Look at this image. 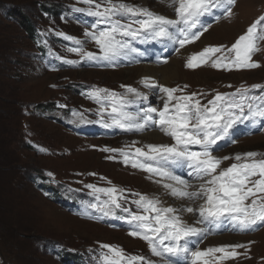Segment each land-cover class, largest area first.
<instances>
[{
	"label": "rangeland",
	"instance_id": "rangeland-1",
	"mask_svg": "<svg viewBox=\"0 0 264 264\" xmlns=\"http://www.w3.org/2000/svg\"><path fill=\"white\" fill-rule=\"evenodd\" d=\"M40 1L42 0H0V255L3 254V259L0 256V264H61L56 257L52 256L53 251L46 252L43 239H49L52 244L58 246L65 245L69 251H78L84 263L95 264L94 257L97 253L91 250L90 245L100 242L122 246L127 254L140 255L146 260L154 261L155 264H161V258L152 255L145 241L129 235L133 229L126 219L127 213L120 209L122 212L118 217L125 218L117 219L103 216L102 213L87 207L92 195L91 190L83 185L95 184L98 187H110L108 181H111L112 185L125 190V196L131 203L138 198L134 195L135 193L159 197L164 202L168 195L165 190L163 191L162 185L155 182L160 179L159 177L152 176L139 168H133L131 163L125 164L120 152L118 154L102 149H122L125 152L134 153L135 148H144L147 151L146 145L148 144L172 145L175 141L164 133L160 137L152 134L160 131L158 126H149L146 131L142 132H129L118 127H104V124L99 121L103 119L104 122L111 123L108 113H104L105 119L97 117L96 112L82 113L85 122H81L74 115L80 112L71 109L69 116L66 117L65 125H68L69 130L76 129L90 137L82 139L69 133L71 130H66L63 125L55 124L50 120L57 112L52 111V106L44 112L39 108L36 109V106L44 103L54 105L56 101H63L77 108L80 104H84L82 107H86L89 111L94 108L99 110L100 105L89 99L88 94L93 89L105 88L121 96L134 99L127 93V87L130 86L141 92L148 91V99L147 101L137 100L136 103L128 106V111L137 112L149 106L161 110L167 100L166 95L155 89L145 88L141 81L146 76L131 80L132 75L128 69L139 68L145 63L157 66L166 65L171 62V58L176 56H180L183 70L189 72L193 79H182V81L177 80L165 84L154 77L149 78L164 87L182 89V92L176 93L177 96L195 93L196 98L202 104H206L213 99L216 93H236L241 86L251 88L249 86H253L254 82L264 80V41L259 42L260 51L253 56V60L260 63L259 68L228 71L212 67L210 60L208 64L191 69L186 67V63L191 55L199 53L205 47L225 45L230 48L236 39L246 32L249 25L264 15V0H237L233 8V16L230 18L221 16L219 20H215L212 17H205L204 22L210 23L211 27L199 40L186 44L183 49L173 42L171 48L167 43L160 48L161 53L155 57L151 47L148 46V43L155 40H148L144 43L138 41L141 44L138 53H132L112 62H89L82 59L86 67L81 69H75L74 64L65 63L66 60H73L80 55L69 52L64 46L65 43H58L55 38L51 39L52 32L46 29L51 21L38 7ZM49 1L48 4H53L54 9H60L63 5L89 7L82 3V0ZM125 2L146 7L170 19H176L175 6H167V0H151L150 5H144L142 0H125ZM156 2L162 4V9L155 7ZM9 3L12 5L5 9L9 10L21 5L28 17L42 31L38 32L35 42L22 27V20L12 19L4 13L1 5ZM63 18L66 16L60 15L57 19V25L65 28L62 31L67 35L74 34L73 37L83 42L86 51L98 54L99 49L96 44L85 36V31L88 29L78 23H65L61 20ZM82 18L89 20L91 16L86 13L82 15ZM221 25H229L231 28L217 30ZM77 30H80V33L75 32ZM213 30L214 34H211ZM41 41H47V46ZM38 45L44 47L43 55L39 53L38 50L41 47ZM59 46L62 49H59ZM49 49L58 50L59 54H64L65 57H53L49 60L47 56ZM146 56L150 61L145 59ZM121 69L124 71L118 72ZM66 79L80 83L91 82V84L89 87L85 86L81 96L77 94L75 96L74 89L72 91L66 86L60 87ZM51 84H55L54 89L49 87ZM252 94L260 95L255 90ZM33 109L41 118L26 112L28 110L32 113ZM95 137L103 138L95 139ZM30 138L52 148L54 156L35 154L27 146ZM231 139L235 142L218 141L219 150L213 151L214 156L232 158L224 160L221 168L237 162L234 159L237 154L257 152L259 155L256 159L264 158V120L257 118L255 123L246 121L244 124H238L234 130H231ZM191 147L194 151L200 150L199 146ZM62 150L65 156H55ZM109 157L114 158L109 159ZM132 158L136 157L132 156ZM29 168H46L55 171L52 175L55 180L52 181L57 184L59 180H67L69 193H64L59 186L51 190L48 188L51 184H47L49 181H44L43 183L48 186L46 190L48 194L44 195V189H35L27 182V172L24 169ZM187 168L186 166H173L171 170L175 175L190 181L194 188L189 190H195L201 181L195 179L194 176H185ZM189 171L191 172L192 169L189 168ZM52 176L48 175L50 178ZM80 186L82 192L76 193V188ZM55 190H60V194L58 195V192L54 194ZM101 198L105 197L101 195ZM78 200L85 201L77 204ZM201 202L197 200L192 206L195 207ZM164 206H168L166 202ZM132 210L137 211L136 208ZM181 215L189 223L185 212ZM198 219L199 217L194 222L196 223ZM193 225L206 229L204 235L199 238L200 250L222 245L242 244L246 246L237 249V252L242 255L235 260L223 261L222 264H264V226H257L254 231H241L234 223L226 219ZM245 252L247 258L243 255Z\"/></svg>",
	"mask_w": 264,
	"mask_h": 264
},
{
	"label": "snow or ice",
	"instance_id": "snow-or-ice-1",
	"mask_svg": "<svg viewBox=\"0 0 264 264\" xmlns=\"http://www.w3.org/2000/svg\"><path fill=\"white\" fill-rule=\"evenodd\" d=\"M82 3L89 7L74 11L86 12L96 18L91 25L92 30H86L85 36L96 44L99 54L86 51L79 38L63 32H56L55 35L71 41L75 46L67 50L80 55L83 60L112 62L119 57L138 53L139 50L132 44L137 40L142 43L167 40L183 48L199 40L211 27L210 23L204 22L205 17L215 20L221 16L232 17L237 0H167V6H175L176 19L126 3L125 0H82ZM260 41H264V15L249 25L230 48L225 45L205 47L188 58L186 67L195 69L211 60L212 67L228 71L259 68L261 65L253 60V56L260 51ZM44 43L47 46V41ZM49 54L56 55L51 49ZM65 63L76 64V61L66 60ZM141 83L145 88L166 95L167 100L161 110L149 106L137 112L128 111V106L137 100L148 99L146 93L136 88L127 87V93L134 99L109 89L96 88L88 94L89 99L100 105L98 114L101 117L106 112L111 117V123L103 119L99 122L104 127H118L129 132H142L149 126H158L175 143L148 144L147 151L135 148L134 153L122 149L102 150L120 152L125 164L131 163L133 168L159 177L155 182L162 185L168 196L191 203H182L179 207L164 206L159 197L135 193L138 198L132 203L137 211H133L124 206L128 202L125 190L108 181L110 187L95 184L85 186L96 198V202L87 207L103 216L117 219L125 218L116 216L117 209L127 213L126 219L133 229L129 235L145 241L152 255L161 258V264H222L226 260H235L242 255L237 249L245 248V245H222L200 250L199 238L204 235L205 229L189 224L181 213L198 215L197 224L226 219L241 231H254L257 226H264V158L256 159L259 155L257 152L237 154L234 158L237 162L221 168L224 160L232 158L213 155L214 150H219L218 141L235 142L231 139V130L238 124L246 121L255 123L257 118L264 120V93L252 94L253 90L262 86H241L232 94L216 93L213 99L202 104L195 93L177 96L176 93L182 92V89L164 87L149 77H145ZM74 115L85 122L82 113ZM191 146H199L200 150L194 151ZM173 166L192 169L188 174L201 181L198 187L189 190L192 184L175 175L171 170ZM101 195L105 198L101 199ZM197 200L202 202L193 207ZM99 248L94 257L95 264H155L143 256L127 254L119 246L100 244ZM243 255L247 258L246 252Z\"/></svg>",
	"mask_w": 264,
	"mask_h": 264
},
{
	"label": "trees",
	"instance_id": "trees-1",
	"mask_svg": "<svg viewBox=\"0 0 264 264\" xmlns=\"http://www.w3.org/2000/svg\"><path fill=\"white\" fill-rule=\"evenodd\" d=\"M49 2H50L49 0H47V1L42 0L38 3L39 4L38 7L41 8V12L47 17V19L49 21H51V23L46 26V29L49 30L50 32H52L51 33L52 34L51 39L55 38L58 40V43H65L64 46H66L67 48L74 47L75 45L71 41H67V40L63 39V37L55 35V33L56 32H63L62 29H65V28H61L60 26L57 25V19H59L60 15L66 16V18L61 19L62 21H65V23L72 24V23H77V22H75V21H73L67 17V15H66L67 10H65L63 8L64 5L60 9H54V8H52V7H54V5L48 4ZM10 5H12V4H10V3L9 4H3V6L1 5V8L4 9V13H6L10 18L15 19V20H22V27H24L25 31L28 33V35L30 36L32 41L35 42L38 32L39 31L42 32V31L39 30L37 28V26L35 25V23L31 20V18L28 17L27 13H25V11L23 10L24 8L21 5H17L16 7H12L9 10L5 9V8H8ZM75 32L80 33V30H77ZM63 33H65V32H63ZM65 34H67V33H65ZM68 35L74 36V34H71V33H69ZM41 42H43V41H41ZM37 44H38V42H37ZM38 46L41 47L38 50L39 53L41 55H43L42 53H43L44 47H42L41 45H38ZM59 49H62V47L59 46ZM51 51L53 53H55L56 55H50L48 52L47 56H48L49 60H51L53 57H58V58H64L65 57L64 54H59L58 50H51ZM72 61H78L81 64V66L74 65L75 69H81L82 67H85V66H83L81 56L74 58ZM49 73H51V72H49ZM86 83L91 84V82H86ZM254 83L257 85H261L262 87L260 89H257V90L261 93H264V80L263 81H257ZM62 84L63 85H61L60 87L66 86L68 90H72V91L74 89V92H73L74 95L75 96H77V95L81 96L82 91H81V86H80L79 81L66 79V81ZM54 86H55V84L49 85V87L50 88L52 87L53 89H54ZM60 87L58 88V90L60 89ZM54 101H56V100H54ZM51 106H52V111L58 110L62 115H69L71 108L75 107V105H73V104L65 103L63 101L62 102L56 101L54 105H53V103L40 104V105L36 106V109L39 108V109H41L42 112H44V111H47ZM80 106H84V104H80ZM34 110L35 109H33L32 113L28 110H26V112L28 114H34L35 116L41 118L39 115L36 114V112ZM50 120H52L53 123H55V124L63 125V123L56 118H51ZM66 130H68V129L66 128ZM69 133H72L73 135L80 137L75 132L71 131ZM27 146H29V148L35 154H38L40 156H42V155L48 156V155L53 154L52 148L50 149L49 147H47L46 144H43V143L38 142L36 140H33L31 138L27 141ZM64 154L65 153L62 150V152H57V154H55V156L62 157V156H65ZM52 156H54V155H52ZM24 171L27 172V179H28L27 182L31 186H33V188H35V189H44L43 194L47 195L48 193L46 192V190H47L48 186H46L43 182L46 179L55 180L54 179L55 177H53V176L51 178L48 177V173L51 172L52 174H54L55 171H53L51 169H46V168H29V169H24ZM64 183L69 185V182L67 180H59V182L57 184L52 181L51 187H48V188L54 189V188H57V186L61 187V185ZM132 188L138 189V188H134V187H132ZM124 206L132 209L133 204H131V203L127 204L126 203ZM43 243H44L46 252L47 251L48 252L53 251L52 256L56 257L57 260L61 264H90L89 262L84 263L81 253H79L78 251H74V250L69 251L66 249L65 245L64 246H62V245L58 246L57 244H52L49 239H43ZM90 248L95 253H98V251L100 250L99 245L97 243L90 245ZM121 248H122V246H121ZM0 256H1V259H3V254H1Z\"/></svg>",
	"mask_w": 264,
	"mask_h": 264
},
{
	"label": "bare ground",
	"instance_id": "bare-ground-1",
	"mask_svg": "<svg viewBox=\"0 0 264 264\" xmlns=\"http://www.w3.org/2000/svg\"><path fill=\"white\" fill-rule=\"evenodd\" d=\"M150 1L151 0H142L144 5H150ZM157 5L155 6L156 8L160 9L162 7V4L156 2ZM162 9V8H161ZM166 14V13H165ZM231 28V26L227 25V26H223L221 25L220 27L217 28V30H224V29H228ZM225 30V31H226ZM214 30L211 32V34H214ZM183 49V48H182ZM193 52V51H192ZM181 54V53H180ZM182 54H186L185 52H182ZM186 60V59H185ZM124 71V69L119 70L118 72H122ZM129 73L132 75L131 80L140 78L141 76H146V77H154L155 79L164 82L165 84L174 82V81H182V79L184 80H188L189 78L193 79L191 74L187 71H184L182 68V60L180 58V56H176L171 58V62L169 64L166 65H162V66H157L154 65L152 63H145L142 64V66H140L139 68H132V69H128ZM188 74H190L188 76ZM153 90V89H152ZM142 92L148 94V91L143 90ZM153 93V92H152ZM160 98V97H159ZM158 98V99H159ZM162 99V98H161ZM159 102V101H158ZM148 130V129H147ZM153 130V129H152ZM146 131V129H145ZM137 132V131H136ZM142 134V133H141ZM152 134H156L157 137H160V135H163L162 131H157L155 133ZM144 135V134H143ZM147 135V134H146ZM138 136H140L138 134ZM145 136V135H144ZM167 136V135H166ZM168 138V137H167ZM139 139V138H138ZM143 139V138H142ZM143 141V140H142ZM170 141V140H169ZM173 141V140H172ZM141 142V141H140ZM147 142V141H146ZM167 142V141H166ZM200 183V182H199ZM198 183V185H199ZM147 185H149L146 182ZM194 185V184H193ZM158 188V187H157ZM156 188V189H157ZM194 188V187H193ZM154 189V188H153ZM164 191V189H163ZM158 192V191H157ZM158 195V194H157ZM164 196V195H163ZM164 202H166L167 205H172L174 207H176L177 205H181L182 203L184 204H189L186 201H177L174 198H172L171 196L165 198ZM178 207V206H177ZM194 207V206H193ZM185 214L188 216L187 220L189 221V224H196L194 221L195 219L198 217V215L193 216L190 213L185 212ZM184 215V214H183ZM201 224V223H200ZM199 226V225H198ZM203 226V225H202ZM208 227V226H207ZM203 229H205L203 227ZM212 229V228H211ZM216 230V229H215ZM221 230V229H220ZM206 231V229H205ZM214 234V233H213ZM218 235V234H217ZM210 236V235H209ZM213 237V236H212ZM218 237V236H217ZM209 240V239H208Z\"/></svg>",
	"mask_w": 264,
	"mask_h": 264
}]
</instances>
